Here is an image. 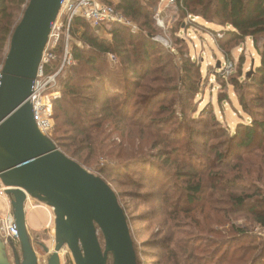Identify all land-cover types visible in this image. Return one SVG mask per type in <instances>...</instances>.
Segmentation results:
<instances>
[{
  "label": "trees",
  "instance_id": "16d2710c",
  "mask_svg": "<svg viewBox=\"0 0 264 264\" xmlns=\"http://www.w3.org/2000/svg\"><path fill=\"white\" fill-rule=\"evenodd\" d=\"M28 2L29 0H0L1 66L4 65L13 32L21 21ZM157 2L159 0H117L116 8L141 28L137 32L120 23L95 29L82 17H76L70 29L73 37L70 49L74 63L67 66L59 76L61 96L55 99V129L50 138L66 155L87 170L97 171L107 180L111 173L124 174L125 170L131 167L147 163V160L140 156L143 151L141 141L145 137L140 129H155L154 120L148 121L153 115L158 99L165 95L161 83H180L192 95L199 94V80L202 75L198 64L190 57L184 56L181 65L175 64L171 60L174 54L153 40L156 33L153 18ZM175 8L184 19L197 16L223 27L221 31L224 36L216 39L223 52L231 53L246 39L253 40L260 58L259 63L253 67L252 75L248 76L247 73L242 81L245 57L241 56L236 78L231 80L233 87L237 89L245 82L257 91L255 102L251 100L247 103L245 93L240 94L238 100L251 122H239L236 131L231 132L223 128L214 110L207 108L200 116L192 118L194 123L204 125L207 130L200 133L194 129L192 132L196 139L201 134H207L209 129L215 126L222 129L224 136L228 137V141L232 143L230 148L250 150L253 145L258 149L262 148L256 163L262 166L261 176H264V139L260 140L259 144L255 142L258 133L262 132L264 136V0H177ZM180 43L186 44L183 40ZM64 46L65 38L62 37L57 48L58 60L53 63L49 72L60 68ZM111 55L115 61L110 60ZM173 89L178 92L177 85L173 86L171 92ZM218 99L221 100L220 97ZM131 105L137 108L138 119L130 117ZM161 109H164L162 113L170 111L163 105L154 114L160 115L158 111ZM146 111L149 114L144 118ZM176 111L173 110L174 113ZM174 113L170 119L166 118L160 124L167 126L168 122L174 121ZM110 127V133L117 131L121 138L120 144L112 149H108L103 142L104 137L110 134L107 133ZM193 135L189 132L190 140ZM166 137L158 136L151 141L156 142L158 147L173 142ZM132 140L139 143H133ZM204 144L203 146L207 147L208 144ZM165 150L166 145L160 148L158 153L159 157L167 159L165 163L171 167L169 172L164 170L165 173L169 176L172 172L174 177L183 181L182 186L174 190L178 195L174 203L169 202V197L163 196L169 205H173L171 210L182 209L188 215L200 211L204 221L215 218L213 213L218 210L223 212V224L231 215L247 212L257 223L264 226V195L251 192L254 191L253 188L249 190L250 180L254 179L264 186V178L252 177L246 169L249 166L245 162L249 161H242L243 155L236 157L237 162L223 161V154L226 152L219 147H213V158L207 156L202 160L197 154L184 158L175 148L170 153L176 155V159L170 161V156H166ZM101 157L109 158L111 163L101 166ZM193 159L200 161L195 162ZM251 166L254 167L255 164L251 163ZM126 177L130 178L128 175ZM166 181V186L175 183ZM196 231H205L204 223L197 224ZM231 232L233 236L229 237V242L225 244L226 251L220 256H213V252L204 250V245L197 247L190 242H176L173 238L170 243L174 246H170L162 259L155 264H261L262 259L251 257L249 260L248 256L250 257L255 247L252 245L249 248L245 245L247 242H243L244 232L234 225ZM191 237H195L194 232ZM99 238L105 245L100 229ZM216 247H219V244H215L214 250ZM135 250L139 264L136 247ZM108 264H113L112 255Z\"/></svg>",
  "mask_w": 264,
  "mask_h": 264
},
{
  "label": "rangeland",
  "instance_id": "374dc122",
  "mask_svg": "<svg viewBox=\"0 0 264 264\" xmlns=\"http://www.w3.org/2000/svg\"><path fill=\"white\" fill-rule=\"evenodd\" d=\"M116 3L117 2H115V4ZM157 14L160 15L157 16ZM153 19L156 29L153 40L159 42L161 46L174 54L171 60L175 64L181 65L182 56L190 57L191 60L196 62L198 67H200L202 77L199 80V94L192 95V93L185 90L184 86L180 83H161L165 95H162L158 99L153 115L148 121L153 122L154 120L153 127L155 129H140V132L145 134L144 139L141 141L143 151H141L140 156L142 155V157L147 160V163L142 166L131 167L125 170L126 173L124 174L111 173L108 180L97 171H92V173L102 177L116 192L129 223L134 246L140 258L139 264H155L162 259L169 247L174 246L170 243L173 238L176 242L179 241L184 244L185 242H190L197 247L204 245L202 247L204 250L213 252V256H220L223 251H226L227 245L225 244L227 241L229 242V237L233 236L231 232V227L233 225L239 227V229L244 232L243 242H247L245 245L249 248H251L252 245L255 247L250 257L248 256L249 260H251V257H256V259H262L261 264H264V226L257 223L251 214L247 212L236 213L231 215L229 220L223 224V212L218 210L213 213L215 218L211 217L206 221L203 220V215L200 214V211L194 215H188L184 213L182 209L175 208L171 210L173 205H169V203L163 199V196L165 198L169 197V202L174 203L178 196L174 190L182 186L183 181L174 177L172 172L170 173L171 175L167 176L165 171L169 172L171 167L169 168V165L167 166V163H165L167 160L165 157H159L158 155L160 148L166 145L165 152H167L166 156H170V161L176 159V155L170 153L173 152L175 148L184 158H189L191 154H197L203 160V158L207 156H212L213 158V147H219L223 152H226L223 154V161H236L238 155H243L244 158L242 161L246 159L249 161L245 162L249 166L246 167V169L250 172L252 177L264 178V176H261L263 171L262 166H258L256 163L259 160V152L263 151L262 148L258 149L255 145L250 147V150H248V148L247 150L234 147L230 148L231 142L228 141V137L224 136L222 129L215 126L209 129L213 133L207 131V134H199L200 137H196V139V135H193L192 132L194 129L198 130L200 133L207 130L204 128V125H199L192 121L193 117L200 116L207 108H212L222 123L223 128H227L231 132L236 131L237 125L240 124L239 122L244 124L251 122L241 108L238 100L240 94L245 93L247 103H250L251 100L255 102L257 91L251 89L245 82L237 89L233 87L231 80L236 78L241 56L245 57L243 65L244 77L241 80L244 81L247 73L248 76H251L254 72L253 67L255 64L259 63L260 59L254 48V42L251 38H248L243 44L234 48L231 53L223 52L215 39V31H221L223 27L211 24L201 18H196L195 22H189L188 18H182L178 9L175 8V6L169 5L168 1L162 3V0H159V2L156 3L155 16ZM127 26H129L133 32L141 30L139 25L131 20L130 24ZM60 28L61 23L53 30V34L60 35V39L64 37L65 43L67 38L69 39V44L73 42L71 32L68 35L66 28ZM104 32H106V30ZM105 34L107 35V33ZM181 40L185 41L186 44L180 43ZM182 51L184 53H182ZM110 58L111 61H115L111 56ZM228 60L234 62V71L226 76L222 75V73H217L220 72V68H222V65ZM218 64H220V67ZM175 85H177L178 92H175L176 89H173V92H171V89ZM57 86L55 93H58L60 97L61 84L59 78ZM219 97L221 98L220 101L218 99ZM163 105H166L170 111L162 113L164 109H161L158 111L160 115H155L154 112ZM129 109L131 112L130 117L138 119L136 113L137 108L131 105ZM173 110L177 111L174 113ZM173 113L176 118L174 121L168 122L167 126L160 124V122L166 118L170 119ZM148 114L149 112L146 111V114L143 115L144 118H147ZM52 122L54 124L52 132L54 133V117ZM111 130L112 127L107 129V133H110ZM189 132L193 135L191 140L188 136ZM158 136H167L166 138L173 142L158 147L156 142L154 143V141H151L152 138H157ZM186 137L187 139H185ZM263 139V133H258L255 141L256 144H259L260 140L262 141ZM103 142L107 145L106 147H109L108 149H112L120 144L121 138L117 131H114V133H110L109 136H105ZM132 142L139 143L137 140H132ZM204 143L208 144L207 147L203 146L205 145ZM127 144L126 142L125 145ZM193 160H195V162L200 161L198 159ZM109 163H111L109 158L105 159L101 157V166ZM251 163L255 164V166L252 167ZM127 175L130 178H127ZM165 180H167L166 182L170 180L175 183L166 186L164 185ZM252 180L249 182V190L253 188L254 191L251 192L264 195L263 183H258V181L254 179ZM35 202H37V204L40 203L36 200ZM41 207L43 208L37 207L31 209V206L28 204L26 212L31 242L33 248L37 251L39 264H46L45 260L49 254L46 253L43 246H47V248L53 252L56 245L55 214L52 208L44 205ZM6 212L7 204L4 200H0V214H5ZM191 216L195 218H190ZM203 223L205 231L199 233L196 231L197 224ZM31 227L40 230H34ZM193 232L195 233V237H191V233ZM198 239L202 240L198 241ZM215 244H219V247H216L214 250ZM16 248L18 253L22 254L20 242ZM196 252L202 254L199 253V251ZM61 256L62 264H75L73 256L67 247L61 252Z\"/></svg>",
  "mask_w": 264,
  "mask_h": 264
},
{
  "label": "water",
  "instance_id": "95a60500",
  "mask_svg": "<svg viewBox=\"0 0 264 264\" xmlns=\"http://www.w3.org/2000/svg\"><path fill=\"white\" fill-rule=\"evenodd\" d=\"M62 1L29 0L0 73V179L12 198L23 253L17 264H39L28 229L27 194L54 210L56 246L49 264H62L66 247L75 264H108L110 255L113 264H137L116 192L41 132L33 112V86ZM5 253L0 239V264H11Z\"/></svg>",
  "mask_w": 264,
  "mask_h": 264
},
{
  "label": "built area",
  "instance_id": "2783aa9c",
  "mask_svg": "<svg viewBox=\"0 0 264 264\" xmlns=\"http://www.w3.org/2000/svg\"><path fill=\"white\" fill-rule=\"evenodd\" d=\"M165 1H168L169 5L176 7L177 0H162V3H164ZM115 2H117V0L62 1L61 10L56 22L53 24L50 39L44 51L42 62L31 95L32 108L35 114L38 128L45 135L50 137L53 131L54 124L52 121L54 114V103L55 99L59 97V94L55 93V89L58 87V78L67 66L74 63L69 39L67 38L64 46V53L62 55L60 68L55 72H49V69H51L53 63L58 60L57 48L60 42V35H54L53 30H55L58 24L61 23L60 29L66 28L69 35L73 20L76 17H82L95 29L104 28L113 23L129 25L130 20L116 8ZM158 15L160 14H157V16ZM196 18L199 17L188 16V21L195 22ZM215 33V39L222 38L224 36V33L221 31H215ZM111 57L114 58V56L112 55ZM2 68L3 66L0 65V73ZM234 68V62L228 60L222 65L219 73H222V75L226 76L232 73L234 71ZM8 189L9 188L5 186L0 179V200H4L7 204V212L5 214H0V239L5 245V248L8 252H14V247L16 248L17 245H19L20 240L13 213L12 198L7 193ZM28 204L31 206V209L37 207L43 208L41 207L42 205L47 207V205L42 203L37 204V202H35V200L29 194H27L26 207L28 206ZM45 247L47 246H43L44 250ZM53 252H51L50 249L49 251H46V253L49 254L47 259L45 260L46 264H49V258Z\"/></svg>",
  "mask_w": 264,
  "mask_h": 264
},
{
  "label": "flooded vegetation",
  "instance_id": "af4514ba",
  "mask_svg": "<svg viewBox=\"0 0 264 264\" xmlns=\"http://www.w3.org/2000/svg\"><path fill=\"white\" fill-rule=\"evenodd\" d=\"M5 255L7 256L8 260L10 261L11 264H17V261L23 260V253L19 254L18 250H16V252H8L6 250Z\"/></svg>",
  "mask_w": 264,
  "mask_h": 264
},
{
  "label": "crops",
  "instance_id": "0c3cea01",
  "mask_svg": "<svg viewBox=\"0 0 264 264\" xmlns=\"http://www.w3.org/2000/svg\"><path fill=\"white\" fill-rule=\"evenodd\" d=\"M32 229H34V230H40V229H36V228H33V227H31Z\"/></svg>",
  "mask_w": 264,
  "mask_h": 264
}]
</instances>
